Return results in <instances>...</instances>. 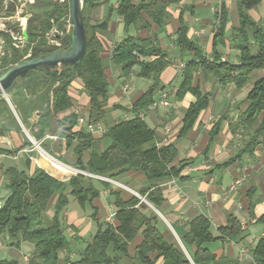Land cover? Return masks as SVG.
I'll return each mask as SVG.
<instances>
[{
	"label": "trees",
	"instance_id": "16d2710c",
	"mask_svg": "<svg viewBox=\"0 0 264 264\" xmlns=\"http://www.w3.org/2000/svg\"><path fill=\"white\" fill-rule=\"evenodd\" d=\"M182 1L141 0L138 4L132 0L120 1L116 10L123 18L127 35L115 44L112 62L121 68L125 76H129L138 65L140 67L138 76L152 78L153 82L133 104L136 114L132 118L109 125L101 137L105 143L104 151L100 155L92 152L87 162H84L83 155L85 151L93 148L94 136L89 132L74 131L73 127L76 124L74 118H70L69 126L65 129L67 145L71 146L77 141L74 152L78 157L79 169L109 178H115L129 170L144 172L148 184L138 192L160 211L165 201L161 182L170 178H183L182 171L191 160L183 159L174 164L178 156L175 144L171 142L159 145L155 129L139 117L138 112L154 101V93L161 82V75L174 63V59L171 52L163 49L156 40L151 37L143 39L133 36L129 34V30L131 26L138 29L149 27L151 22L163 28L171 18L169 7ZM263 2L264 0H237L239 24L233 26L228 35L229 3L227 0L222 1L220 11L216 14L217 26L211 56L201 45L188 37L184 10L179 16L181 25L175 42L180 54L184 56V53H188L190 58L185 60L183 80L176 91V96L182 99L187 92H191L196 97L188 107L179 136L187 134L201 111L209 105L210 93L204 92L200 84H194L196 72L200 71L205 79H214L224 86L234 84L236 88L243 89L252 84L245 98L247 108L241 119V126L251 131L250 136L243 140L239 152L225 161L223 166L241 159L244 154L252 155L264 137V74L253 81V73L264 70V26L249 15L251 9ZM98 5L99 0H83L87 43L82 60L75 65L61 66L49 72L34 69L27 74L41 71L47 76L46 81H35L27 86L32 92L52 89L54 113L71 106L69 86L75 78H82L91 102L88 118L94 123L106 118L108 109L105 106L109 99V82L105 72L107 66L100 54L102 43L98 32L108 29L115 10L110 7L104 21L91 24L89 14ZM13 9L14 7H10V10ZM67 10L68 4L62 6L55 2V5L44 13L43 18L36 19L33 15L28 19L26 34L33 43L32 57L45 55L57 49L47 45L45 34L52 27V19L60 28L64 27L62 17ZM22 20L25 22V18ZM227 35L240 51L238 62L224 60L217 48L218 43L224 41ZM68 40L70 41V35ZM9 49H12L11 61L3 63L2 71L22 61L18 49L12 48L9 44L4 57L8 55ZM50 114L51 110H48L46 116ZM44 120L46 124V117ZM222 121L221 118L212 128L211 139L218 134ZM38 136L40 138L41 133ZM26 162L29 167V157ZM38 162L41 166H36L31 173L16 166L7 167L4 174L7 177L6 188L10 193L6 198L0 199L3 200L0 208V236L7 234L18 248L23 242L31 244L32 251L29 252L28 264H123L125 258L130 259L133 264H156V260L160 258L163 259V264H239L237 259L227 256L217 258L207 246L208 243L219 239L245 237L246 227L235 215L230 214L228 223L218 227V235L212 231L211 221L206 215L194 217L187 223L188 227L184 233L176 229L182 245L175 233L163 223L159 213L153 209L150 213L145 211L148 204L141 197L133 195L130 199L124 200L120 190L111 191V195L114 196L117 223L107 221L101 223L97 217L98 209L93 205L94 199L100 196V191L92 183L91 177L81 172L72 173V170H67L69 177L64 178V168L44 153ZM55 196L53 215L48 219L46 212ZM70 196L74 197L81 207L91 205L93 209L91 217L98 226L96 233L86 242L76 259L71 256V240L62 225V215L70 204ZM250 211L253 220L264 222V214L257 218L252 204ZM161 222L164 228L161 227ZM71 228L77 234L76 226ZM138 234H142L143 239L136 246L134 256H131L130 244ZM76 237L78 238V235ZM253 258V264H264V237L257 242ZM0 264H19V260L4 258L0 254Z\"/></svg>",
	"mask_w": 264,
	"mask_h": 264
},
{
	"label": "crops",
	"instance_id": "0c3cea01",
	"mask_svg": "<svg viewBox=\"0 0 264 264\" xmlns=\"http://www.w3.org/2000/svg\"><path fill=\"white\" fill-rule=\"evenodd\" d=\"M120 1L99 0L98 7L89 14L90 23L98 24L107 17L110 7L115 9L108 29L98 32L102 43L100 54L107 66L105 72L109 82V99L105 106L108 113L106 118L99 122L103 131L90 132L77 122L81 113L88 117L91 107L90 96L87 94L84 82L80 77L75 78L69 86L71 106L58 113L52 111V89L46 88L48 91L42 89L38 92H32L27 86V84L35 81L47 80V76L41 71H34L25 77H18L11 88L7 90V96L10 95L11 100L0 96V199L6 198L10 193L5 186L7 177L4 171L7 167L16 166L20 169H27L31 173L36 166H41L38 159L42 158L44 152H37L36 149L32 148L30 135L44 144L46 152L58 157L66 164L78 168V157L74 152L77 141L68 146L66 142L59 140V146L55 149L57 143L55 140L45 139L47 134L65 135V129L69 126L70 118H74L76 120L73 127L74 131L89 132L95 138L93 148L84 152L83 160L87 162L92 152L100 155L104 151L105 143L101 137L109 125L132 118L136 114L133 110V104L145 93L153 79L138 76L140 69L138 65L134 67L129 76H125L121 68L112 62L115 44L127 35L123 18L116 10ZM132 1L135 4L141 2V0ZM55 2L57 0L51 2L52 7ZM0 4L2 6L0 16H2L14 13L20 2L19 0H0ZM227 5L230 11V3ZM10 7H14V9L10 10ZM257 7L249 11L250 16ZM213 9L214 6L210 0H183L181 3L169 7L171 18L163 28L151 22V25L146 28L138 29L131 26L129 34L143 39L151 37L163 49L171 52L172 56H175V52L180 54L175 40L181 25L180 12L184 10L188 37L201 45L205 52L211 56L216 31V29L215 31L212 29L215 28ZM32 16V14L29 15V18ZM230 26L231 22L229 28ZM1 35L7 39L4 46L6 53L8 44L12 46L11 38L6 32H2ZM217 48L222 53L224 60L238 62L240 51L235 48L228 37L219 42ZM183 57L189 59L190 55L184 53ZM185 60L187 59L174 62L163 71L161 82L154 93V100H156L163 91H170V88L175 86V92L170 97V105L149 112L144 119L150 127L155 129L160 144L171 142L175 144L178 149V156L174 164H178L183 159L191 160L182 171L183 178H170L161 182L165 201L161 205L162 211L157 209L163 215L162 217L159 214L165 225L177 237H179L177 230L184 233L188 227L187 223L200 214H204L210 219L215 235L219 233V226L228 223V216L230 214L235 215L246 227L245 237L242 239H219L208 243L207 246L217 258L227 256L237 259L239 264H253V250L259 239L264 237V222L253 220L250 211L252 204L257 218L264 214V137L252 155L244 154L241 159L230 165H222L239 152L243 142L242 139H239L240 127L238 122H241V119L232 115L228 116L226 97L230 90L234 88L243 90L244 88L238 89L234 84L224 86L214 79H205L200 71L195 74L194 84H200L204 92L210 93L209 105L201 111L194 126L187 134L179 136L188 107L196 100L191 92H187L182 99L176 96V91L183 80V69L180 68V63L186 62ZM1 65L4 68L3 62ZM126 83L129 85L128 90L123 89ZM213 88L215 90H212ZM23 90L30 97L31 107L23 102ZM243 98L245 101L246 96ZM244 104L246 109L247 101ZM113 106L117 107L114 108ZM48 110H51V114L46 116ZM45 117L46 124L44 123ZM221 118L223 119L221 128L218 134L211 139V130ZM33 132L34 135L31 134ZM39 133H41L40 138H38ZM27 157L30 158L29 167L26 162ZM65 172L67 173V171ZM65 176L64 178H67ZM236 178H243V184L236 190H230V185ZM91 181L100 191V196L94 199L93 205L98 209L97 217L101 223H106V217L115 211L114 196L111 195V191L120 190L122 198L128 200L133 195H138V191L148 184L146 174L139 170H129L115 178L105 176L91 178ZM119 187L126 188L128 191H122ZM73 200L74 197L70 196V204L65 212L68 223L74 224L73 226H76V223L77 234L82 235L86 231L83 230L84 224L83 226L80 225L82 222L80 217L83 214L88 215L92 222L91 227L95 228L94 235L98 226L91 217L93 213L91 205L71 208L70 205ZM55 201L56 196L51 200L48 209L53 207ZM113 223H117V218ZM142 239V234H138L131 242V256H134L136 246ZM71 244L73 243L71 242ZM16 250L18 251L19 264H24V256L32 251V245L23 242ZM156 264H163V259L156 260Z\"/></svg>",
	"mask_w": 264,
	"mask_h": 264
},
{
	"label": "rangeland",
	"instance_id": "374dc122",
	"mask_svg": "<svg viewBox=\"0 0 264 264\" xmlns=\"http://www.w3.org/2000/svg\"><path fill=\"white\" fill-rule=\"evenodd\" d=\"M52 1H54V0H35L34 3H31L30 1H27V5H29L31 7L32 15H34L36 19H41V18H43L44 13L47 10L52 8L53 4H50ZM68 1L69 2L67 4L69 6V12H70V0H68ZM210 1L212 2V5L214 6L213 12H214V15H215V18H214V26H215V28H212V29H214V31H215V29H216V18H217L216 13L218 11H220L221 4H222L223 0H210ZM236 1L237 0H229L230 9H231L230 10L231 26L229 28L228 35L230 34L232 27L239 24V16H238V10H237ZM1 9H2V6L0 4V11H1ZM251 17L253 19H255V21L258 22L260 25L264 26V2L257 7V9L252 13ZM227 37L230 40V37L229 36H227ZM5 41H7L6 38H5ZM68 41H69L68 38H65L64 39V44L66 45ZM11 51H12V49H9L8 55L5 56V57L4 56H0L1 62H3L4 64H7V62L11 61V55H12ZM18 53H19V55H22V58H23L22 60H24V54H23L24 52L18 50ZM174 55H175V56H173L174 57V62L184 61V59H188V57L181 56L179 54V52H175ZM263 74H264V70L255 71L253 73V81L256 80L257 78H259L260 76H262ZM251 87H252V84H249L243 90H237V89L234 88L233 90L229 91V94L226 97V100H227L226 106L228 105L227 106L228 116L232 115L234 117L236 116L238 119H242L243 113H244L245 107H246V105L244 104L245 101L243 100L244 99L243 97H245L247 95V93L251 89ZM212 90H215V88H213ZM174 92H175V86H172L170 88V97H171L172 94H174ZM22 93H23V97H24V99H23L24 104L29 106V107H31L32 103L29 102L30 97L27 96V93L25 92V90H23ZM0 96L6 97L9 100L12 99L10 97V95L7 96L3 92H1ZM238 125L240 127V131H239L240 138L239 139L244 140L245 138H248L250 136V132L251 131L247 130L246 128H243L241 126V122H238ZM31 134L34 135V132L31 133ZM30 140H31V143H32V148L36 149L37 152H41V151L45 150L44 146H43L44 144H42V143L40 144L41 148L38 147L35 144V139H34V137L32 135H30ZM36 141L40 142L39 140H36ZM55 143H57V145L55 144V149H56L59 146V141L55 140ZM55 158L60 160L56 156H55ZM60 161L63 162L62 160H60ZM63 163H65V162H63ZM61 166L64 168V176L67 175V173L65 171H67L69 168L66 167V166H63V165H61ZM75 168H77V167H75ZM72 173H79V172H76V170H72ZM85 173H89V171H85ZM86 175L88 177H91L92 179L99 178V177L91 176V175H88V174H86ZM68 176H65V177H68ZM119 188L122 191H128L126 188H123V187H119ZM143 201H145V200H143ZM145 202L148 204V208L145 209V211L147 213H150L151 209L155 210L154 207L151 204H149L147 201H145ZM70 207L71 208L72 207H79L80 208L81 206L78 203V201L76 199H74L73 202H71ZM52 213H53V208L48 209V212H46V218L49 219L52 216ZM80 218H81L80 221H82V222H80V225L83 226V224H84V229L83 230L86 231L82 235L81 234H75V232L71 228V226H73L74 224H72V225L69 224L68 220H67V216L65 214L62 215V225L66 229V231H67V233L69 235V238H70L71 242L73 243L72 244L71 253H73V255H74L73 258H75V259L79 257L82 248L85 246L86 242H88L91 239V237L93 236V233L95 231L94 230L95 228L91 227L92 226V222H91V219L89 218L88 215L83 214V215H81ZM163 223H165L164 220H163ZM163 223L161 222V227L162 228L165 227ZM75 225L77 226L76 223H75ZM76 235H78V238L76 237ZM15 247H16V245L14 243V240H12L7 234L0 236V254H1L2 257L19 259L18 254H17L18 251L16 250L17 247L16 248ZM13 248H15V249H13ZM20 256H21V254H20ZM63 256H65V254ZM123 264H133V262L130 259L125 258L123 260Z\"/></svg>",
	"mask_w": 264,
	"mask_h": 264
},
{
	"label": "built area",
	"instance_id": "2783aa9c",
	"mask_svg": "<svg viewBox=\"0 0 264 264\" xmlns=\"http://www.w3.org/2000/svg\"><path fill=\"white\" fill-rule=\"evenodd\" d=\"M27 1H30L31 3L35 2V0H19L20 4L18 5L17 10L14 13H11L9 15L0 16V56L5 55L4 46L6 45V41H5V38L1 35V33L6 32L10 35L12 47L24 52L23 53L24 59H29L32 57V54H33L32 45H33V43H31L29 41V38L26 34V26H27V21L29 19V14H27L26 9H25V6L27 5ZM68 2H69L68 0H57V3L59 5H62V6H64ZM23 18H25V22L22 20ZM51 21L53 23L52 27L45 34L47 45L50 47H55L57 49H63L65 47L64 39L68 38V36L71 33V29H72L71 13L68 10L63 15V17H62V21L64 22L63 28H60L57 25V23L54 21V19H52ZM8 23H18L19 25L22 26L23 30L18 31V30H14L13 28H9ZM184 66H185V62H181L180 68L183 69ZM2 69H3V67H2L1 62H0V73L2 72ZM128 88H129V85L127 83L124 84L123 89L128 90ZM169 105H170V91L165 90L161 93L160 97L158 99L154 100L147 108L139 110L138 115L142 119H145L149 112L157 110L160 107H167ZM77 122L79 125L84 126L90 132H99L101 130L103 131L99 122L98 123L90 122L89 118L86 115H84L83 113H81L78 116ZM45 139H52V140H57V141L62 140L63 142H66V140H67L65 135H57V134H47L45 136ZM35 144L41 148V146H40L41 141L38 142L35 140ZM159 145H161V144L159 143ZM43 152L47 156H49L51 159H53L59 163H62L66 167L71 168L72 170H76V172L85 173V171H83L79 168H75V167H72L68 164L61 162L60 160L56 159L54 156H52L51 154H49L45 150H43ZM85 174H88L91 176H96L99 178L102 177L100 175H96V174H93L90 172L85 173ZM243 181H244L243 178H236L232 182V184L230 185V190L238 189L243 184ZM2 205H3V200H0V208L2 207ZM115 218H116V213L114 211L106 217V221L109 223H113ZM71 256H74L73 253L71 254ZM29 258H30V254L29 253L25 254L24 264L29 263Z\"/></svg>",
	"mask_w": 264,
	"mask_h": 264
},
{
	"label": "water",
	"instance_id": "95a60500",
	"mask_svg": "<svg viewBox=\"0 0 264 264\" xmlns=\"http://www.w3.org/2000/svg\"><path fill=\"white\" fill-rule=\"evenodd\" d=\"M83 0H70V13L72 29L70 41L63 49H56L48 54L24 59L16 64L9 66L0 73V92L7 95V90L11 88L18 77H25L31 70L42 69L45 72L77 64L83 59L86 53L87 31L83 14ZM27 14L31 15V7L25 6ZM9 28L22 31L23 28L18 23H8ZM142 200L151 204L154 209L163 217L160 211L150 203L145 196L138 194ZM180 240V238L178 237ZM181 242V240H180ZM182 244V242H181ZM183 245V244H182Z\"/></svg>",
	"mask_w": 264,
	"mask_h": 264
},
{
	"label": "bare ground",
	"instance_id": "6f19581e",
	"mask_svg": "<svg viewBox=\"0 0 264 264\" xmlns=\"http://www.w3.org/2000/svg\"><path fill=\"white\" fill-rule=\"evenodd\" d=\"M57 162V161H56ZM59 163V162H58ZM59 164H61V165H63L62 163H59ZM63 166H65V165H63ZM70 170H72L71 168H69Z\"/></svg>",
	"mask_w": 264,
	"mask_h": 264
}]
</instances>
